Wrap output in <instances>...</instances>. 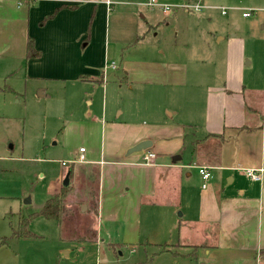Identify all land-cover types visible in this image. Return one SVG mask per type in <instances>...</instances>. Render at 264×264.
Masks as SVG:
<instances>
[{
    "label": "rangeland",
    "instance_id": "1",
    "mask_svg": "<svg viewBox=\"0 0 264 264\" xmlns=\"http://www.w3.org/2000/svg\"><path fill=\"white\" fill-rule=\"evenodd\" d=\"M119 1L130 4L114 3L113 12L121 11L127 27L144 37L122 53L132 55V61L138 63L162 59L177 67L186 65L190 73L188 84L169 88L163 83L141 81L139 76L130 78L128 83L111 71L107 93L103 89L97 94L91 91L85 101L75 105V113L72 110L65 113L60 96L64 92L62 87L54 93L49 86H38L32 77L33 70L28 72L29 64L21 54L23 47L19 46L20 13L16 1L0 2V264H221L222 261L227 264L231 261L207 262L205 255L201 256L205 248L185 246L201 245L203 227L191 223L192 215L184 214L186 208L182 202L179 208L160 202L144 204L143 199L140 202L136 198L134 202L132 198L103 201L100 196V210L96 214L94 201L86 200L89 192L94 197L99 195V183L103 180L106 194L114 181L111 186L119 187L120 172L114 166L92 171L72 163L81 155V148L103 160L125 155L128 150L125 145L146 133L150 125L176 124L186 108L191 110L192 104L204 107L208 89H193L198 87L196 80L203 83L201 87L206 84L202 75L194 81L191 70L210 66L216 77L209 86L224 85L221 80L226 72L234 69V74L241 69L240 55L235 52L240 46L238 40L258 39L259 45L250 46L254 64L245 58L243 70L251 85L262 87L264 49L260 43L261 37L264 38V0H158L169 7L168 14L160 7L149 8L146 0ZM186 4L200 5L203 10L195 12L182 7ZM223 8H228L227 15L222 13ZM244 13L251 15L246 19ZM150 23L155 24L154 29H150ZM116 48L109 44L110 55L117 53ZM68 50H74L73 43ZM52 53H58V47ZM170 92L183 94V99L178 98L175 103L181 112L164 122L161 116L165 120L168 108L163 103ZM91 110L96 116L94 121L88 120ZM157 132L156 137L162 141L161 151L179 143V138H167L163 127ZM191 132L186 131L180 138L187 148L194 139ZM75 152L78 157L74 156ZM72 169L61 221L39 216L26 228L19 229L22 217L39 213L50 197L61 194ZM186 183L191 188L193 184V190L201 193L204 182L200 183L196 176L185 179L183 184ZM28 198L31 203L25 204ZM103 203L109 209L103 211ZM130 231L134 234L130 235ZM14 232L32 236L15 237ZM165 244L171 247L164 248ZM191 253L195 256H190Z\"/></svg>",
    "mask_w": 264,
    "mask_h": 264
},
{
    "label": "crops",
    "instance_id": "2",
    "mask_svg": "<svg viewBox=\"0 0 264 264\" xmlns=\"http://www.w3.org/2000/svg\"><path fill=\"white\" fill-rule=\"evenodd\" d=\"M2 1L8 0H0ZM14 1L20 13L17 30L21 41L19 46L23 47L22 56L26 57L30 37L34 39L35 48L40 52L38 58L26 59L27 65L29 64L28 72L33 70L32 77L36 79L38 86H49L54 93H57L58 88H63L64 92L60 96L65 113L68 110L75 113V105L80 100L85 101L91 91L97 94L103 89L107 93L111 71L119 80L128 83L130 78L139 76L141 81L163 83L169 88L188 84L190 73L186 65L177 67L162 59L138 63L132 61V55L122 53L131 44L136 45L144 39L137 35V31L127 27V19L120 14L121 11L113 12L114 3L129 5V2ZM227 12L228 8L226 14L222 11L224 15ZM28 16L30 21H27ZM49 16L50 19L45 21ZM151 24L153 23H150V29H154L155 24ZM262 30L264 31V24ZM261 39L263 41L260 44L264 49V38ZM71 43L74 44V50L70 51L68 46ZM237 43L240 46L235 52L240 55L241 69L239 73L233 74L234 69L226 72L221 80L224 85L209 86L216 77L215 70L210 66H196L191 70L194 81L202 75L206 84L201 87L203 83L196 80L198 87L193 89H208L204 107L197 108L192 104L191 110L186 108L187 111L183 112L179 123L150 125L146 133L125 145V150H129L141 141L151 140L153 145L149 150L131 155L121 153L108 160L89 155L85 150L80 151V156L75 152L74 156L79 157L72 165H80L92 171L97 168H101V171L104 168L105 171V166H114L119 170V187L111 186L114 181L106 194L104 180L99 183V210L100 196L103 201H126L132 198L134 202L136 198L140 202L143 199L144 204L156 205L160 202L162 205L179 208L182 202L186 208L184 214L192 215L191 223L203 227L200 230L201 245L187 243L185 246L205 248L201 256L205 255L204 260L207 262L231 260L227 264H264V69H261L263 86L258 88L251 85L244 76L243 60L248 57L254 64L250 46H255L258 39L245 38ZM109 44L117 46L116 54L110 55ZM57 47L58 53L51 54ZM164 53L165 51L162 54ZM66 83L74 84L66 86ZM41 93L46 95L44 90ZM51 93L50 91L47 95L50 96ZM178 98L183 99V94L168 93L167 102L163 103L168 108V115H165V120L160 115L161 120L165 122L180 114L181 109L176 105ZM171 108L177 111L173 112ZM95 119L93 110L89 111L88 120ZM162 127L167 132V138H179V143L174 148H165L166 151H161V138L156 137L157 131ZM186 131H192L194 138L189 148L180 140ZM148 152L156 156L152 164L143 162V157ZM199 167H208L212 173L207 188H203L202 183L201 193L193 190V184L192 188L190 183L183 184L185 179L189 180L194 176L200 183L203 181ZM248 170H253L259 179L249 177ZM115 188H119L118 192L113 193ZM102 209L104 211L109 207L103 203ZM132 234L133 231H130V235ZM165 245L167 248L171 247L170 244ZM190 256L195 254L191 253ZM221 264L225 262L222 261Z\"/></svg>",
    "mask_w": 264,
    "mask_h": 264
},
{
    "label": "trees",
    "instance_id": "3",
    "mask_svg": "<svg viewBox=\"0 0 264 264\" xmlns=\"http://www.w3.org/2000/svg\"><path fill=\"white\" fill-rule=\"evenodd\" d=\"M59 10V9H57ZM51 16L46 17L45 21H47L48 19H50ZM40 56V52L35 48V42L33 38H29L28 42H27V53H26V59L30 60L33 58H38ZM70 176L73 174V169L69 171L68 173ZM69 192V188L67 187H63L62 191L60 192L61 194H57L54 195L52 197H50L45 204L43 205V207L41 208L40 212H36L33 213L31 215H29L28 217H22V221H20L19 223V229L20 228H26V226L33 221L36 217L42 216L48 220H55V221H61L62 218V213H63V199L65 196H67ZM92 191L89 192V196H87L86 200H93L94 204L96 206L95 211L96 214H98V198L97 196H93ZM95 193V192H94ZM93 204V203H91ZM25 232V231H23ZM23 232H14V236L15 237H28V236H32V234L30 233H23ZM86 241V239H83V241ZM164 248H167L166 245H164Z\"/></svg>",
    "mask_w": 264,
    "mask_h": 264
},
{
    "label": "built area",
    "instance_id": "4",
    "mask_svg": "<svg viewBox=\"0 0 264 264\" xmlns=\"http://www.w3.org/2000/svg\"><path fill=\"white\" fill-rule=\"evenodd\" d=\"M19 1H22V0H19ZM146 4L147 6L149 7H160L164 14H168L169 12V7L167 6H164L160 3H158V0H147L146 1ZM184 8H187V9H192L194 10L195 12H199L203 9L202 6L200 5H190V4H186L184 6H182ZM223 13L226 14V8H223ZM244 17H249L250 16V13H244L243 14ZM81 152H84L85 149H81L80 150ZM156 156L155 154L153 153H146L143 157V162L146 163V164H152V162L155 160ZM82 160H83V157H82ZM63 165H66V163H63ZM199 173L200 175L202 176V179H203V188H206L207 187V182H209L211 179H212V173L210 171V169L208 167H199ZM247 174L249 177L253 178V179H259V176L253 171V170H248L247 171Z\"/></svg>",
    "mask_w": 264,
    "mask_h": 264
},
{
    "label": "water",
    "instance_id": "5",
    "mask_svg": "<svg viewBox=\"0 0 264 264\" xmlns=\"http://www.w3.org/2000/svg\"><path fill=\"white\" fill-rule=\"evenodd\" d=\"M153 145V142L151 140H144L139 142L138 144H136L135 146H133L132 148H130L127 152V155H131L133 153H141L144 151L149 150ZM70 183V175L68 174L67 178L64 181V187H68ZM31 203V199L28 198L25 201V204H30ZM86 210V207L84 208V211ZM180 216H182V214H180Z\"/></svg>",
    "mask_w": 264,
    "mask_h": 264
}]
</instances>
